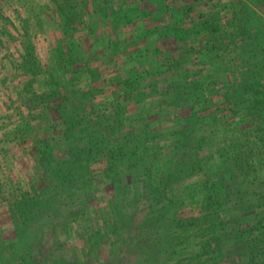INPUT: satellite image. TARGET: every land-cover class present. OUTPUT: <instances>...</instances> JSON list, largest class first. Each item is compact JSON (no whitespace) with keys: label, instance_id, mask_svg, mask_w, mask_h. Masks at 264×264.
Instances as JSON below:
<instances>
[{"label":"trees","instance_id":"trees-1","mask_svg":"<svg viewBox=\"0 0 264 264\" xmlns=\"http://www.w3.org/2000/svg\"><path fill=\"white\" fill-rule=\"evenodd\" d=\"M0 264H264V0H0Z\"/></svg>","mask_w":264,"mask_h":264},{"label":"rangeland","instance_id":"rangeland-1","mask_svg":"<svg viewBox=\"0 0 264 264\" xmlns=\"http://www.w3.org/2000/svg\"><path fill=\"white\" fill-rule=\"evenodd\" d=\"M8 4L11 6L13 12L15 13L16 12V6L14 4H12L11 2H8ZM20 14H22V11H20ZM17 15H19V14L17 13ZM19 18H21V16H19ZM13 21H14V19H13ZM101 194H102V192L100 191V193H98V196H96V197H99Z\"/></svg>","mask_w":264,"mask_h":264}]
</instances>
